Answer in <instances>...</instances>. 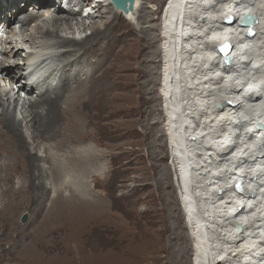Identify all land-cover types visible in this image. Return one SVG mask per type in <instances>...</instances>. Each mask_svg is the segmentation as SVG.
Instances as JSON below:
<instances>
[{
	"label": "bare ground",
	"instance_id": "1",
	"mask_svg": "<svg viewBox=\"0 0 264 264\" xmlns=\"http://www.w3.org/2000/svg\"><path fill=\"white\" fill-rule=\"evenodd\" d=\"M87 1L0 0V28L11 34L10 25H20L15 45L0 61V82L10 87L5 91L0 85V196L34 201L39 216L35 230L26 232L11 220L10 201L0 199V236H14L13 242L31 237L36 245L39 230L51 236L58 229L46 222L50 201L70 215L104 203L88 184L76 182L92 179L97 185L95 174L106 171L112 157L94 148L102 144L93 146L92 128L102 121L116 128L126 120L145 122L155 108L136 114L131 106L155 100L158 73L160 130L180 190L191 264H264V129L256 126L264 128V0H166L170 4L165 18L163 8L158 39L154 19L140 0L127 15L108 0ZM139 10L136 28L131 23ZM247 15L254 22L241 25ZM230 17L234 21L225 24ZM72 29L92 32L82 39L62 36ZM3 41L0 34V45ZM224 42L233 46L234 64L220 69L217 46ZM38 60L47 73L27 86L15 70ZM54 91L57 95L48 97ZM227 99L237 106H227ZM116 128L107 133L110 140L120 139ZM245 177L255 194L240 196L230 188ZM242 204L245 211L237 213Z\"/></svg>",
	"mask_w": 264,
	"mask_h": 264
},
{
	"label": "rangeland",
	"instance_id": "2",
	"mask_svg": "<svg viewBox=\"0 0 264 264\" xmlns=\"http://www.w3.org/2000/svg\"><path fill=\"white\" fill-rule=\"evenodd\" d=\"M89 2L90 0L87 5ZM165 2L166 0H140L141 6L144 5L154 19L152 24L157 29L153 34H156L157 39ZM139 12L140 10L131 23L136 28L140 27ZM119 21L123 29L127 28L126 20ZM89 23L86 20V24ZM86 31L88 34L92 32ZM10 32L15 34V31ZM75 33L76 30L72 29L62 33V36L72 39ZM156 61L159 67V55ZM158 71L159 68L156 73ZM154 81L152 97L155 100L149 104L138 103L136 100L131 106L136 114L143 109L151 112L149 108H155L153 113L147 114L145 122L130 124V120H126L123 125L117 126L121 129V132H117V138H120L117 141L110 140L107 135L113 131L112 128H116L108 121L96 122L92 128L95 132L93 146L96 143L102 144L94 148L106 151L107 154L110 151L112 157L109 156L106 160V171L95 174V181L99 182L97 185L92 179H89V183L79 179L76 182L79 187L88 184L92 192L104 198V203L98 205L99 208L84 206L70 215L59 212L58 205L51 206L55 200L50 201L45 206L50 207L46 222L58 229L51 236H44L42 229L39 230L36 233L39 234L36 235V245L31 237L13 242L14 236H10V240L0 236L5 242H2L4 254L0 255V264H191L192 242L181 210L180 197L178 198L180 190L175 182L174 167L170 165L166 138L163 130H160L163 117L161 99L157 94L158 73ZM56 95L54 91L48 97ZM19 118L21 119L20 116ZM132 119H138V116ZM66 193L69 194L67 191ZM2 196V203L10 201L7 212L11 220L16 219L17 227L26 229V232L34 231L39 222L36 213L38 208L34 207V201L24 202L22 197L11 201L12 195L8 193ZM36 201L39 202L37 199ZM25 215L28 216V221L23 223Z\"/></svg>",
	"mask_w": 264,
	"mask_h": 264
},
{
	"label": "water",
	"instance_id": "3",
	"mask_svg": "<svg viewBox=\"0 0 264 264\" xmlns=\"http://www.w3.org/2000/svg\"><path fill=\"white\" fill-rule=\"evenodd\" d=\"M135 0H110V2L112 3V5L114 6V8L120 12H122L123 14L127 13V12H135V9L132 4L134 3ZM124 14V15H125ZM127 15V14H126ZM234 21L233 17H230L229 19H226L223 21L224 23H232ZM254 22V17L251 15H247L245 16L242 21H241V25H251ZM226 24V23H225ZM253 32H251L250 35H252ZM232 44L230 42H224L220 45L217 46V50H219L221 56L224 58V65L225 66H232L234 64L233 61V52H232ZM229 104H232L231 102H229ZM258 128H262V123H257ZM237 190L240 192H245V188L242 186L241 182L237 183L236 185ZM217 193L220 194L221 191L217 190ZM28 221V216L25 215L22 218V222L26 223Z\"/></svg>",
	"mask_w": 264,
	"mask_h": 264
},
{
	"label": "clouds",
	"instance_id": "4",
	"mask_svg": "<svg viewBox=\"0 0 264 264\" xmlns=\"http://www.w3.org/2000/svg\"><path fill=\"white\" fill-rule=\"evenodd\" d=\"M103 1H105V0H90V2L88 3L89 5H94L95 3H101V2H103ZM108 1H110V0H108ZM65 2V0H62V3H64ZM170 3L169 2H167V5H165V6H163L162 7V12H163V8H164V12H163V16H164V18H165V16H166V14H167V10H168V5H169ZM93 6H89V11H87L88 9H85L84 8V10H83V12H82V16L84 17V18H86V16H87V14L88 13H90V10H91V8H92ZM164 18H163V20H164ZM78 33H80V34H78ZM88 34V32L85 30V31H80V32H77V33H75L74 34V39H82V38H84L86 35ZM29 50H32L31 48L29 49ZM220 54V53H219ZM223 57L221 56V54L219 55V60H218V66H219V68L220 69H222V67L223 68H225L226 66L224 65V61H223ZM40 61H42V60H40ZM46 75V74H45ZM44 77V76H43ZM42 77V78H43ZM6 86V85H5ZM5 86L3 87L2 86V88H1V90H4L5 89V91L7 90V89H9L10 87H9V85L7 84V88H5ZM219 103H217V102H215V105H218ZM216 108H218V107H216Z\"/></svg>",
	"mask_w": 264,
	"mask_h": 264
}]
</instances>
